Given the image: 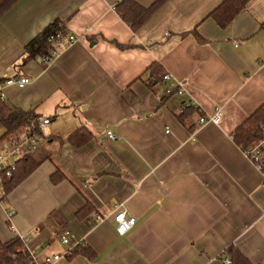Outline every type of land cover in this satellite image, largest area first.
I'll list each match as a JSON object with an SVG mask.
<instances>
[{
  "label": "crops",
  "instance_id": "crops-1",
  "mask_svg": "<svg viewBox=\"0 0 264 264\" xmlns=\"http://www.w3.org/2000/svg\"><path fill=\"white\" fill-rule=\"evenodd\" d=\"M122 1L20 0L0 19V79L30 78L3 87L7 104L71 117L65 136L44 131L50 159L0 204V242L23 239L39 264L66 254V229L96 258L56 264H224L230 246L264 264V175L233 141L264 105V0H247L226 28L211 14L227 0H167L137 32L115 10ZM55 20L77 42L50 66L19 68ZM156 63L183 96L164 101L170 83H145ZM187 106L197 111L182 124ZM218 110L220 124H199ZM82 126L93 138L76 148L67 140ZM120 205L137 221L125 236L113 221Z\"/></svg>",
  "mask_w": 264,
  "mask_h": 264
},
{
  "label": "trees",
  "instance_id": "trees-1",
  "mask_svg": "<svg viewBox=\"0 0 264 264\" xmlns=\"http://www.w3.org/2000/svg\"><path fill=\"white\" fill-rule=\"evenodd\" d=\"M20 0H0V19ZM167 0H155L149 8H144L135 0H124L115 6V10L121 20L131 27L134 32L140 30L145 23L151 19L154 14L161 9ZM247 0H227L218 9L211 14L221 27L226 28L232 20L239 15L246 7ZM61 34L63 37L68 35V29L61 20H55L50 23L47 28L40 31L34 39H32L25 47L23 61L20 67H25L32 61H37L41 57L50 56L53 49V43L49 41L53 35ZM122 48V47H121ZM124 49V48H122ZM45 66V65H43ZM47 67V66H45ZM150 77L145 81L148 86L154 90L157 85L163 83L165 70L160 64L156 63L150 68ZM8 78L0 79V86H3ZM172 96H165L164 101ZM197 110L191 106H187L183 113L178 115V119L185 124L188 117ZM0 119L6 134H13L20 130L23 126L28 125L31 121L40 119V115L34 111H23L7 104V100L0 102ZM264 105L252 114L245 122L237 126L233 134V141L241 147L243 151L248 150L251 146L259 143L264 138ZM192 129V128H191ZM91 132L82 126L74 134H72L67 142L76 148H81L84 144L92 139ZM49 139V138H48ZM51 154L46 148L41 147L35 155L24 157L18 161L17 167L12 170L11 177L5 180V193L9 196L14 189L21 185L26 178L34 173L45 161L50 159ZM58 175V174H57ZM56 174L52 177L53 181L61 178ZM61 175V174H59ZM6 202V201H5ZM92 210L89 207L77 213L80 219L85 218ZM67 230V229H66ZM229 257L232 264H254L250 262L238 247L230 246L221 256ZM84 257L88 260H95L96 254L87 244H78L70 260L75 257ZM0 264H36L33 254L27 249L26 242L20 238H13L10 242H0Z\"/></svg>",
  "mask_w": 264,
  "mask_h": 264
},
{
  "label": "built area",
  "instance_id": "built-area-1",
  "mask_svg": "<svg viewBox=\"0 0 264 264\" xmlns=\"http://www.w3.org/2000/svg\"><path fill=\"white\" fill-rule=\"evenodd\" d=\"M53 43V49L50 52V56L39 58V63L45 66H50L56 58L65 51L66 48L72 46L77 42L75 35L68 34L62 36L61 34L53 35L49 39ZM163 81L170 83V87L166 90L167 96L178 95L183 96L185 90L182 83L172 80V76L165 74ZM30 83L28 76H21L20 78L12 77L8 78L3 86H0V102L6 101V95L4 94L3 87L16 86L23 88ZM223 115L219 110L216 114L210 118L202 117L199 124L202 126L204 123L211 122L218 125L222 122ZM52 124L49 118H40L36 121H31L28 125L23 126L20 130L13 134H6L3 126L2 119H0V204H4L8 198L5 193V179L11 177L12 170L17 167V162L24 157L35 155L38 150L45 145V133H43ZM264 132V127H263ZM108 138L113 140L116 138L115 134L108 132ZM245 156L253 162L258 171L264 175V138L257 144L251 146L248 150L244 151ZM14 214V211H10L9 217ZM114 223L116 225V233L119 236H125L133 230L137 224L134 217L128 216V211L124 206L120 205L117 213L114 217ZM61 243L67 247L65 255L56 254L55 256H47L42 264H56L57 261L63 258H69L73 254L75 247L80 244L76 241L72 231L64 230L60 235ZM33 254L36 264H39L36 260V256ZM224 264H232L229 259H224Z\"/></svg>",
  "mask_w": 264,
  "mask_h": 264
},
{
  "label": "rangeland",
  "instance_id": "rangeland-1",
  "mask_svg": "<svg viewBox=\"0 0 264 264\" xmlns=\"http://www.w3.org/2000/svg\"><path fill=\"white\" fill-rule=\"evenodd\" d=\"M45 115L52 119V124L49 126L48 129L45 130L46 136H49L51 134V131L54 130V128L58 125L60 126V129L63 132L62 135L65 136V134H67L71 123V117L68 109L66 110V109L57 108L56 113L53 108L48 109L45 112Z\"/></svg>",
  "mask_w": 264,
  "mask_h": 264
}]
</instances>
